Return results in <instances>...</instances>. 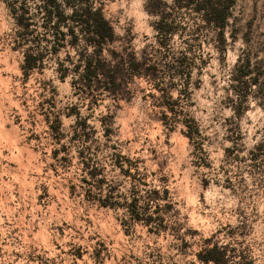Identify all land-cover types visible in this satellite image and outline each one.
I'll return each instance as SVG.
<instances>
[{"label": "rangeland", "instance_id": "rangeland-1", "mask_svg": "<svg viewBox=\"0 0 264 264\" xmlns=\"http://www.w3.org/2000/svg\"><path fill=\"white\" fill-rule=\"evenodd\" d=\"M50 1L0 0V264H264V0Z\"/></svg>", "mask_w": 264, "mask_h": 264}, {"label": "trees", "instance_id": "trees-1", "mask_svg": "<svg viewBox=\"0 0 264 264\" xmlns=\"http://www.w3.org/2000/svg\"><path fill=\"white\" fill-rule=\"evenodd\" d=\"M68 1V0H67ZM52 7L56 8L58 7L56 0H51ZM224 20L227 19V16L225 15ZM80 20V19H79ZM104 26L107 30L111 32V29L103 17H101L100 14H98V24ZM33 66V65H31ZM91 80V79H90ZM198 260L203 264H222L225 260V252L223 247L214 246L209 249H204L198 254Z\"/></svg>", "mask_w": 264, "mask_h": 264}]
</instances>
